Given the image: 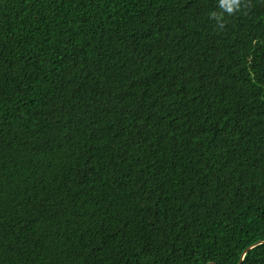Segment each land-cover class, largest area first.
<instances>
[{
	"label": "trees",
	"instance_id": "1",
	"mask_svg": "<svg viewBox=\"0 0 264 264\" xmlns=\"http://www.w3.org/2000/svg\"><path fill=\"white\" fill-rule=\"evenodd\" d=\"M240 263L264 0H0V264Z\"/></svg>",
	"mask_w": 264,
	"mask_h": 264
},
{
	"label": "bare ground",
	"instance_id": "2",
	"mask_svg": "<svg viewBox=\"0 0 264 264\" xmlns=\"http://www.w3.org/2000/svg\"><path fill=\"white\" fill-rule=\"evenodd\" d=\"M82 69V68H81Z\"/></svg>",
	"mask_w": 264,
	"mask_h": 264
},
{
	"label": "water",
	"instance_id": "3",
	"mask_svg": "<svg viewBox=\"0 0 264 264\" xmlns=\"http://www.w3.org/2000/svg\"><path fill=\"white\" fill-rule=\"evenodd\" d=\"M241 264V263H240Z\"/></svg>",
	"mask_w": 264,
	"mask_h": 264
}]
</instances>
